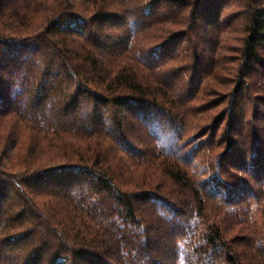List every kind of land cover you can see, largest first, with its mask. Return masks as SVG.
<instances>
[{
	"label": "trees",
	"instance_id": "obj_1",
	"mask_svg": "<svg viewBox=\"0 0 264 264\" xmlns=\"http://www.w3.org/2000/svg\"><path fill=\"white\" fill-rule=\"evenodd\" d=\"M236 3L241 10L229 12ZM230 29L243 33L241 83L225 113L224 157L240 132L233 106L243 109L244 79L264 71V0H0V141L14 150L25 129L47 138L40 148L38 139L21 140L25 152L13 162L23 171L0 170V264H263L254 239L225 237L205 206L240 222L229 205L252 190L224 177L247 165L261 172L263 138L249 140L250 157L239 148L219 162L221 178L208 184L194 179L188 159L178 161L158 121L148 127L161 112L178 124L185 115L176 102L182 94L156 76L160 64L149 56L176 38L187 47L193 36L201 44L189 45L191 54L171 47L168 59L181 61L199 86L220 68L221 35ZM150 30L165 39L149 46ZM197 93L188 88V97ZM51 147L60 163L29 158ZM148 164L155 172H138Z\"/></svg>",
	"mask_w": 264,
	"mask_h": 264
},
{
	"label": "rangeland",
	"instance_id": "obj_2",
	"mask_svg": "<svg viewBox=\"0 0 264 264\" xmlns=\"http://www.w3.org/2000/svg\"><path fill=\"white\" fill-rule=\"evenodd\" d=\"M236 4L229 10V12L241 10L240 5ZM232 24L233 26L242 24V16L239 15L238 19ZM163 26L170 29L168 23H165ZM175 26L171 29L181 28L180 24ZM150 32H152L150 37L145 38L149 46L165 39V33L162 37L153 38V31L150 30ZM202 36L200 37L202 38ZM242 36L243 33L240 30L233 29L226 31L221 35L223 47L217 52L219 57L217 62L220 68L216 73L212 72L211 76L208 75L207 77H204V79L201 77L202 82L199 86L190 84V72L188 74L186 70L180 71L181 61H174L173 63V60L168 59L172 53L171 47L178 48L176 50L181 53L184 52L183 54H191L190 52H192V49L189 48V45L193 46L197 42V47L198 43L201 44L193 36H190V40L194 44L189 42L187 47L181 48V43H179L180 40L176 38L175 41L171 42V47L167 48V46H163L161 47V51L157 52V55L152 54L149 56V60L157 61L160 64L159 71L154 70V72L157 71L159 73V75L156 76L163 80L167 85L173 87L175 92L182 94L178 99L179 101L176 102L179 111H184L185 115L184 123L178 124L169 114L161 112V115H156L152 117L154 119H150L148 127L151 128L156 124L155 121H158L160 128L167 133L166 140L174 142L177 149L176 156L178 161L181 162L183 159H188L189 162L186 163V168L192 175H194V179H198L199 181L205 180L208 184L216 183L217 177H215V175L221 178V175L218 172L219 162H226L227 159L225 158L230 159L236 154L238 155L240 149L243 150L244 154H247V157H250L251 150L247 147V144L250 143L249 140L253 137L251 145L257 136L264 140V71L259 69L248 73V76L244 79V82H249V86L247 88V84L245 83L242 94L237 98L238 102L244 100L243 109L236 105L233 106V118L235 116L234 120L237 121L234 125V130L239 129L240 132H234V135L232 136H236L237 143H241V146H238L237 143H232V147L230 148L232 149L231 152L227 156H223L225 150L228 149L227 145L229 141L224 137V134L225 136L227 134L225 132V127L226 118L228 117L225 113L228 111L229 103L231 102V89L238 82L241 83V76L239 75L238 70L241 64L240 49L242 48ZM203 56V68L210 67L211 62L209 61V55ZM193 66L194 65H192V67ZM151 76L154 77V74ZM188 88L198 90L196 96L188 97ZM234 100H236V98ZM172 123L179 126L177 129L178 132H173L169 129L171 128ZM41 136L42 135L33 133L29 129L23 130L21 132L20 142L17 144V147H13L14 150L7 149V144L3 146V141L1 140L0 170L6 169L8 172L12 173L23 171L21 165H17L13 162H17L16 157H20V150H22V154L25 152L23 148L24 144L21 146V140L31 138V142H33V140L35 141L38 139L39 142L35 141L34 143L36 146H39L37 148H40L47 141V138L43 139ZM49 136H51V134H49ZM229 138H231V136ZM76 142L81 144L79 140ZM243 144H245V147ZM262 149L264 151V148ZM42 151H44V149L40 151L34 150L31 154L29 153V158L35 160L37 163L40 158L42 163L39 164L43 167L60 163L62 161V158L60 159L58 157L59 153L56 152L53 147L46 148V151L43 153ZM8 156H11L12 158H9ZM7 159L12 160V163L7 162ZM155 170V164H148L143 168H139L138 172H143L142 175L148 176L151 172H155ZM231 170V172L235 170V173L226 174L227 177H224L226 182H230V184H233L234 186L237 182L247 183L252 190L250 194H241L239 200H235L236 202H234L233 206L229 205L231 206L229 208L235 207L236 211L240 212V215L238 216L240 222L235 223L232 215L223 214L222 210H220V208L214 203L206 202L207 204L205 206L208 209V222L219 220L221 225L225 227L224 235L227 238H231L238 233L237 235H241L240 240L245 241L251 236L254 239L257 252L261 257H264V168L258 173L252 172L249 165L245 167V170ZM218 189L226 190L225 187L222 186H219ZM234 190L235 187L230 189L229 194L225 191V197H230V194ZM224 206L226 209L228 201H225ZM236 228H240V230L236 232ZM262 259L264 264V258Z\"/></svg>",
	"mask_w": 264,
	"mask_h": 264
}]
</instances>
